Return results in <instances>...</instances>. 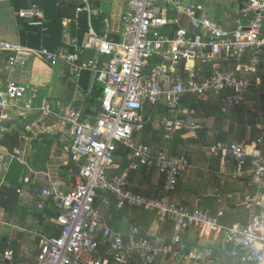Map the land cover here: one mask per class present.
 Instances as JSON below:
<instances>
[{
	"label": "built area",
	"instance_id": "obj_1",
	"mask_svg": "<svg viewBox=\"0 0 264 264\" xmlns=\"http://www.w3.org/2000/svg\"><path fill=\"white\" fill-rule=\"evenodd\" d=\"M80 1L84 9L78 11H90L96 0ZM237 1L243 2L241 12L248 23L236 29L213 21L201 4L128 0L119 41L107 32H92L74 51L53 53L44 47L34 49L0 40V56L7 57L9 68L24 67L32 60L52 67L64 63L74 80L88 71L102 87L100 106L93 117L58 104L61 124L72 140L70 160L77 169L76 181L68 192L61 182H51L40 192L39 208L47 202L54 205L61 227L59 235L41 236L32 261H20L12 250H6L0 255V264H158L161 259L172 264H204L212 252L204 256V252L189 248L184 238L191 229L203 239L222 238L224 246L229 247L226 250L231 264H264V152L258 144L223 141L203 147L211 155L234 160V177L248 178L255 186V193L245 195L239 205L250 213V220L230 225L223 222V210L213 213L181 204L175 198L179 182L190 168L185 156L154 150L136 139L147 123V108L151 113L160 107L166 109L162 125L167 138L173 132H187L197 139L202 126L196 121V110L183 105L186 97L194 98V104L199 105L210 93L230 92L223 101L224 112L246 101L252 85L249 80L229 71L200 79L195 72L198 61L219 57L241 63L247 54L248 68L259 67L264 56V0ZM16 16L45 20L36 5L20 10ZM179 16L189 19L191 31L177 26ZM86 51L105 61L80 63ZM190 62L194 66L189 67ZM162 78L169 79L170 85L164 86ZM27 95L28 89L17 83L0 86V140L11 131L6 123L9 110ZM42 110L51 112L49 107ZM122 148L129 154V162L123 173L113 175L116 155ZM21 154L19 149L9 151L0 145V162L7 157L19 160ZM144 168L154 169L163 178L160 195L133 190L129 174ZM100 205L152 214L158 224L171 222L174 236L167 241L139 225L118 231L102 215Z\"/></svg>",
	"mask_w": 264,
	"mask_h": 264
},
{
	"label": "crops",
	"instance_id": "obj_2",
	"mask_svg": "<svg viewBox=\"0 0 264 264\" xmlns=\"http://www.w3.org/2000/svg\"><path fill=\"white\" fill-rule=\"evenodd\" d=\"M57 1L64 7H70L66 12L67 18L63 20L60 42L53 45L51 52L58 53L63 49L74 51L75 46L87 42L92 32H107L114 40H121L122 16L128 0H96L91 3L90 11H78L79 8L84 9L80 0ZM184 1L188 5H203L207 15L226 29H236L248 23L241 12L243 2ZM16 13L11 0H0V40L21 44V19ZM105 20L109 23L106 24ZM177 26L192 30L185 16H179ZM44 39L45 33L41 36L39 48L43 47ZM249 57L250 54H247L241 63L215 57L195 64V72L200 79L217 71H229L252 84L246 93V101L226 112L223 111V101L230 92L210 93L199 105L194 104V98L186 97L183 105L196 110V121L202 126L197 139L187 132H173L167 138L162 125L163 112L166 113L164 107L153 113L149 108L146 109L147 123L136 136L138 142L154 150L185 156L190 168L181 178L175 198L181 204L197 206L213 213L223 210V222L230 225L250 220V213L239 205L245 195L255 193V186L248 178L234 177V160L211 155L203 147L223 141H245L258 144L264 152V56L255 70L248 68ZM96 59L99 64L105 61V58L94 52L86 51L80 63ZM189 66L194 65L189 63ZM12 82L25 86L28 95L19 101L17 107L9 110L6 122L11 131L5 136L14 135L17 141L12 149L2 146L9 151L19 149L22 154L19 160L7 157L0 162V255L12 250L18 260L32 261L37 254L41 236H53L52 214H58L52 203L47 202L44 208H39L40 192L55 181L61 182L64 191L68 192L76 181L77 169L70 160L72 140L67 128L61 124L58 104L79 109L85 116L93 117L100 106L102 87L88 71H83L78 81L74 80L70 67L64 63L52 67L43 61L32 60L24 67L9 68L7 57L2 55L0 86L5 87ZM162 82L166 87L170 85L167 78H162ZM34 93L37 98H30ZM46 107H49L50 113L43 112L42 108ZM128 162L129 154L122 148L116 155V167L112 174L123 173ZM129 178L134 191L160 195L163 178L154 169L130 172ZM102 206H99V210ZM107 209L104 216L118 231L126 232L131 225H139L146 232L167 241L174 236L172 223L158 224L152 214L129 209L116 211L114 206ZM184 239L191 250L204 252V256L212 252V256L205 257L204 264H231L226 250L228 246H224L222 238L203 239L196 230L191 229ZM197 263L192 261L189 264ZM158 264L172 263L161 259Z\"/></svg>",
	"mask_w": 264,
	"mask_h": 264
},
{
	"label": "trees",
	"instance_id": "obj_3",
	"mask_svg": "<svg viewBox=\"0 0 264 264\" xmlns=\"http://www.w3.org/2000/svg\"><path fill=\"white\" fill-rule=\"evenodd\" d=\"M12 5L16 12L22 9L30 8L33 5L39 6L44 14L45 20H33V21H20L21 25V44L26 47L39 48L41 46L40 39L42 34L45 33V39L43 40V47L51 51L53 45H56L59 41L61 33L63 32V20L67 18V10L70 7L62 6L57 0H11ZM46 29L43 31V29ZM165 115V111L163 112ZM9 139V142L7 141ZM16 136L7 135L5 139L1 140V145L12 149L16 146ZM11 142V143H10ZM145 171H153V169L144 168ZM57 213L52 214L53 218V236H58L60 228L57 226Z\"/></svg>",
	"mask_w": 264,
	"mask_h": 264
},
{
	"label": "rangeland",
	"instance_id": "obj_4",
	"mask_svg": "<svg viewBox=\"0 0 264 264\" xmlns=\"http://www.w3.org/2000/svg\"><path fill=\"white\" fill-rule=\"evenodd\" d=\"M108 211V209H107V207H105V206H102L101 208H100V212L104 215V214H107L106 212ZM111 217H109V219H110ZM121 224H123V222L121 221L120 222Z\"/></svg>",
	"mask_w": 264,
	"mask_h": 264
},
{
	"label": "water",
	"instance_id": "obj_5",
	"mask_svg": "<svg viewBox=\"0 0 264 264\" xmlns=\"http://www.w3.org/2000/svg\"><path fill=\"white\" fill-rule=\"evenodd\" d=\"M260 213V208H257V215H259Z\"/></svg>",
	"mask_w": 264,
	"mask_h": 264
},
{
	"label": "bare ground",
	"instance_id": "obj_6",
	"mask_svg": "<svg viewBox=\"0 0 264 264\" xmlns=\"http://www.w3.org/2000/svg\"><path fill=\"white\" fill-rule=\"evenodd\" d=\"M190 63H193V62H190ZM194 65V64H193ZM190 67V66H189Z\"/></svg>",
	"mask_w": 264,
	"mask_h": 264
}]
</instances>
